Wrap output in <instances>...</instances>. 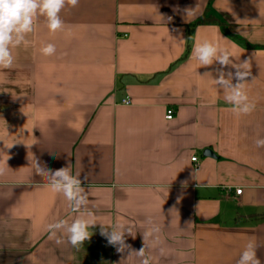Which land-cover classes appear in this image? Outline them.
I'll use <instances>...</instances> for the list:
<instances>
[{"label": "crops", "instance_id": "0c3cea01", "mask_svg": "<svg viewBox=\"0 0 264 264\" xmlns=\"http://www.w3.org/2000/svg\"><path fill=\"white\" fill-rule=\"evenodd\" d=\"M203 15L226 25L198 23ZM61 18L64 31L51 33L40 17L0 69V264H140L99 223L130 228L138 251L149 218L168 250H146L151 264H237L250 240L264 264V0H79ZM205 39L250 62V114H234L215 85L219 63L194 58ZM36 161L81 171L83 211L98 223L79 250L45 231L77 214Z\"/></svg>", "mask_w": 264, "mask_h": 264}, {"label": "clouds", "instance_id": "9594fccd", "mask_svg": "<svg viewBox=\"0 0 264 264\" xmlns=\"http://www.w3.org/2000/svg\"><path fill=\"white\" fill-rule=\"evenodd\" d=\"M79 0H0V69H9L16 62L14 49L28 42V37L36 30V22L40 17L44 18L45 26L51 33L64 31L65 24L61 18V12L66 7L75 8ZM189 14V13H188ZM43 56H53L56 46L53 43H44L40 48ZM193 56L201 67L211 66L218 62L221 66L218 70V78L213 79L216 86L224 90L225 100L232 105L231 111L236 115H247L255 110V103L250 101L246 91V78L251 75V65L248 60L240 63L233 62V54L227 48H222L218 42L203 40L193 46ZM231 66L235 72L223 70ZM233 79L237 82L234 84ZM256 146L264 147V139H257ZM11 147V146H10ZM9 159V157H8ZM7 161L0 163V176L7 170ZM35 173L45 177L46 187L56 194H62L67 200L70 209L77 215L69 223L66 220H57L48 223L45 231L49 233V239L57 244L63 243L58 233L67 235L68 242L73 248L79 250L84 242L90 240L93 233L91 229L98 223L92 213L85 212L88 196L82 186L81 171L74 174L69 167L50 170L36 161L33 165ZM101 225V235L109 245L116 247L118 252L126 250L140 258V264H151L153 257L146 254V250L156 248L161 256L168 253L163 246L161 227L152 218L147 220L148 227L142 233L143 247L138 251L132 250L126 243V234L135 238L130 228L123 223H117L108 227ZM257 243L250 240L241 253L237 264H261L257 257Z\"/></svg>", "mask_w": 264, "mask_h": 264}, {"label": "built area", "instance_id": "2783aa9c", "mask_svg": "<svg viewBox=\"0 0 264 264\" xmlns=\"http://www.w3.org/2000/svg\"><path fill=\"white\" fill-rule=\"evenodd\" d=\"M123 103H126V104H129L131 103V98L130 97H126L123 99ZM173 109H169L168 110V113H167V118L168 119H172L173 118ZM192 161L196 162V167H199V162H198V156H193L192 157ZM242 192V189H237L236 190V193L237 194H241Z\"/></svg>", "mask_w": 264, "mask_h": 264}, {"label": "trees", "instance_id": "16d2710c", "mask_svg": "<svg viewBox=\"0 0 264 264\" xmlns=\"http://www.w3.org/2000/svg\"><path fill=\"white\" fill-rule=\"evenodd\" d=\"M197 22L198 23H217L220 25H226L225 22L220 21L218 18H216L213 15H210V16L203 15L197 20Z\"/></svg>", "mask_w": 264, "mask_h": 264}, {"label": "water", "instance_id": "95a60500", "mask_svg": "<svg viewBox=\"0 0 264 264\" xmlns=\"http://www.w3.org/2000/svg\"><path fill=\"white\" fill-rule=\"evenodd\" d=\"M204 154H205V155H209V156H214L212 150H210V149H206V150L204 151Z\"/></svg>", "mask_w": 264, "mask_h": 264}]
</instances>
